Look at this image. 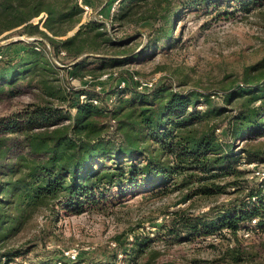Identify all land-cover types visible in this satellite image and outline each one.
<instances>
[{
	"label": "trees",
	"instance_id": "1",
	"mask_svg": "<svg viewBox=\"0 0 264 264\" xmlns=\"http://www.w3.org/2000/svg\"><path fill=\"white\" fill-rule=\"evenodd\" d=\"M78 1L0 0V40L35 38L15 42L25 45L22 55L8 56L0 47V93L14 96L25 84L40 92V102L24 113L0 119V264L28 252L11 243L29 219H45L43 242L56 228L60 210L82 213L113 193L124 198L179 194L204 205L230 198L199 215L173 212L163 226L164 240L171 242L208 238L225 229L236 235L246 226L264 228V180L250 185L251 171L242 166L264 162V143L255 144L264 134V56L236 79L224 78L216 93L167 86L146 93L127 84L106 94L68 86L57 77L60 69L71 81L90 83L128 60L127 51L118 60L107 56L105 46L127 43L113 41L99 23L81 24ZM263 5L264 0H123L115 21L152 23L148 41L160 50L180 43L176 24L186 14L212 9L249 14ZM42 14L41 27L33 20ZM32 57L35 61L25 64ZM90 58L95 61L88 63ZM58 59L63 63L54 65ZM146 249L130 243L121 251L133 259Z\"/></svg>",
	"mask_w": 264,
	"mask_h": 264
},
{
	"label": "rangeland",
	"instance_id": "2",
	"mask_svg": "<svg viewBox=\"0 0 264 264\" xmlns=\"http://www.w3.org/2000/svg\"><path fill=\"white\" fill-rule=\"evenodd\" d=\"M122 1L79 0L78 3L83 10L81 24L99 23L113 41L127 43L120 48L105 46L107 56L118 60L121 58L119 54L127 51V58H124L128 60L124 59L122 65L106 71L108 78L105 80L71 81L67 71L61 69L58 79L68 86H85L109 94L123 84L138 89L133 80L124 79L130 74L150 85L140 90L146 93L162 86L183 93H202L207 89V93H216L224 78L236 79L245 66L264 56V5L249 14L232 13L234 10L224 8L220 12L212 9L208 13L200 10L186 14L182 22L176 24L179 28L175 33L180 43L157 50L152 49L153 45L148 41L152 23L139 26L116 23ZM227 12L232 14L226 15ZM45 19L46 15L42 14L33 23L42 27ZM20 40L27 44L34 43L35 38L15 35L0 40L2 52L8 56L21 54L25 45L15 43ZM142 50L143 55L140 54ZM28 59L25 64L35 61L33 57ZM94 61L90 58L88 63ZM52 62L54 65L63 63L59 59ZM32 66L33 63L28 66L27 76L31 75ZM110 74L115 75V79ZM20 89L21 93L14 96L6 91L0 93V119H10L40 102V92L34 86L25 84ZM260 143H264V134L255 142L256 145ZM237 145L242 147L243 144ZM242 166L251 171L248 176L250 185L264 180V162H242ZM115 194H107L106 197L110 198L106 202L93 204L82 213L60 210L56 228L43 242L45 219L41 216L29 219L23 233L11 243L14 249H23V252L28 249V252L11 264H108L114 261L115 264H264V228L246 226L236 235L225 229L221 234L189 242L164 240L163 226L173 212L188 210L199 215L207 211L209 205L228 203L230 198L227 196L204 205L186 202L179 194L160 198L144 194L124 198ZM130 243L136 247L147 245L146 254L133 259L122 254L121 248L129 247Z\"/></svg>",
	"mask_w": 264,
	"mask_h": 264
},
{
	"label": "built area",
	"instance_id": "3",
	"mask_svg": "<svg viewBox=\"0 0 264 264\" xmlns=\"http://www.w3.org/2000/svg\"><path fill=\"white\" fill-rule=\"evenodd\" d=\"M85 10V9H84ZM2 58V55L0 54V59ZM108 78V75H103L102 76V78H101V80H105V79H107ZM132 80H133V82L138 86V89L139 90H142V89H144V88H148L150 85L148 84V83H142L141 81H140V79L137 77V76H133L132 77ZM126 85L125 84H123L121 87H125ZM82 99H84V97H82ZM95 103H97L96 101H95ZM256 221H254V223H255Z\"/></svg>",
	"mask_w": 264,
	"mask_h": 264
}]
</instances>
